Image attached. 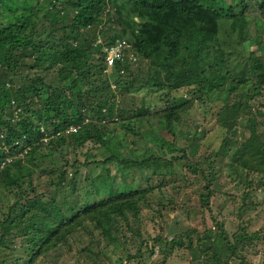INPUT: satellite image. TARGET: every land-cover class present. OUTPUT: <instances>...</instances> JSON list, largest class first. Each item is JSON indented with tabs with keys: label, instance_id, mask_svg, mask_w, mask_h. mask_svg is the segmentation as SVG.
<instances>
[{
	"label": "trees",
	"instance_id": "16d2710c",
	"mask_svg": "<svg viewBox=\"0 0 264 264\" xmlns=\"http://www.w3.org/2000/svg\"><path fill=\"white\" fill-rule=\"evenodd\" d=\"M44 5L47 8L42 10ZM99 24L102 29L97 28ZM38 25L43 27L40 34ZM98 33L105 38L99 45L94 43ZM118 40L130 44L134 59H128L126 53L113 60L112 75L103 77L108 66L103 49ZM263 50L264 0H233L231 5L227 0H0V252L23 250L27 253L25 264H36L47 254L63 257L62 253L74 245L73 236L85 230L99 237L78 248L74 258L80 253L92 254L100 238L123 249V240L137 236L132 222L141 207L151 206L152 199L160 197L167 204L183 202L190 209V192L195 190L201 208L209 209L210 199L219 189L228 198L226 205H235L232 217L238 229L231 240L224 222L217 224L216 240L225 242L229 258L238 256L241 245L264 239L259 232L246 233L242 221L251 210L264 213V138L255 135L254 124H247L264 116L253 108L252 101L264 90ZM136 58L148 63L140 88L161 91L165 98L186 88L191 99L171 96L164 109L150 117L149 110L136 111V116L121 127L138 135L136 125L154 118L172 136L182 114L195 100H202L200 96L225 94V105L214 123L225 130L219 154L235 148L232 166L225 167L218 154L211 161L208 157L203 163L186 165L189 174L180 179L170 172L175 182L170 186L160 182L155 193L150 184L162 160L151 148V153L145 150L150 155L142 161L134 160V153L122 160L115 151L88 160L90 153L95 156L98 150L91 143L106 146L105 126L100 122L120 117L114 107L116 91L127 92L134 82L129 68ZM82 81L88 84L86 91L72 100L70 86ZM236 91L240 92L238 99L227 103L229 93ZM242 121L247 123L239 134ZM71 126L79 128L70 133ZM150 128L147 133L154 134ZM208 130L204 128L200 138L210 133ZM173 144H163L172 153L169 165L180 159L174 157ZM83 146L92 151L85 152L87 160L81 162L78 148ZM17 156L32 170L15 176L12 160ZM8 158L11 160L5 165ZM181 159L189 160L185 155ZM45 161L46 167H40ZM113 163L121 174L137 171L136 179L146 187L129 189L117 182L115 172L107 171L104 177L90 175ZM84 167L89 170L86 176L81 174ZM225 176L233 191H222L224 182L220 179ZM104 178H109V190ZM97 181L103 186H95ZM91 185L94 190L89 189ZM165 187L167 197L161 193ZM65 188L72 191L75 200L67 202L63 196L59 201L58 193ZM44 200L50 204L39 208ZM122 225L126 229L120 238L117 234ZM192 232L187 234L188 248L193 246ZM211 238L207 231L199 233L198 244L204 251L213 247ZM129 246L135 248L134 244ZM183 246L181 240L173 239L162 253L167 257L173 248ZM140 249L141 245L136 255ZM133 257L125 254L128 260Z\"/></svg>",
	"mask_w": 264,
	"mask_h": 264
},
{
	"label": "rangeland",
	"instance_id": "374dc122",
	"mask_svg": "<svg viewBox=\"0 0 264 264\" xmlns=\"http://www.w3.org/2000/svg\"><path fill=\"white\" fill-rule=\"evenodd\" d=\"M227 1L229 5L233 4V0ZM45 8L47 7L44 5L42 10ZM250 14L254 13L250 11ZM256 14L259 15L258 13ZM97 28L102 29V24L97 25ZM42 30V25H38V34L42 33ZM104 39V36L98 33L96 38H94V43L99 45L104 41ZM103 50L106 51L107 47H104ZM94 56L95 58H98L96 54H94ZM127 58L133 59L130 51L127 53ZM130 63L131 67L129 68V75H131V78L134 77L135 80L129 86L127 92H121L120 90L116 91V97L114 99L115 111L118 115L120 112V117L114 116L110 121L104 120L100 122L102 126H105L106 137H104V141L106 146L104 147L91 143L93 147L98 149L96 151V155L99 157L90 153L91 155L88 157V160H92L93 157L98 160L100 159V153L108 156L112 153L111 151H115L119 152L122 160L127 159L132 156V153H134L135 156L133 159L142 161L147 159L150 155L145 154V150L151 153L149 151L151 148L154 150L152 153L157 152L158 156L161 157L160 159L162 160L159 164H157L158 174L153 178V183L150 184L153 186L155 193L160 182H163L165 186H170L173 182H175V177H173L170 172H173L175 176H177V179H180L182 176L189 174L188 169H186V165L194 166V163L197 161L203 163L208 157L211 161L214 159L213 157L218 154L219 157L223 158V165L226 164L225 167L232 166L230 161H232L231 157L235 148L229 150L226 154H219L218 149L223 137L225 136V130L218 127L214 123L215 115L221 107L225 105L223 102L225 94H213L209 98L200 96V98L203 99L200 101L195 100L192 107L182 114L183 119H181V123L178 127L174 129L175 133L172 136L166 130L161 128L159 124H156V120L154 118H151L149 122L139 124V126H137L138 124L136 125V127L139 128V130L136 131L138 135H135L132 131L124 130L121 127L122 124L126 123L127 119H131L136 116V111L143 113L146 110H149L150 117L154 114V112L164 109L165 106L171 103V96L176 98L183 97L191 99V96L189 97L187 94L189 89L186 88L180 89L181 91L177 92V94L173 93L169 96V98H165L161 91L149 88H140L145 77V72L148 68V63L138 58H136V61H132ZM104 71L105 72L102 73L103 77H109L112 75L109 66H107ZM51 77L52 76H49V78ZM120 81L123 82V79H120ZM86 85H88L87 82L82 81L75 86H70L69 91L72 96L71 99L76 100L75 95L85 92L87 87ZM110 87L114 88L113 82H111ZM233 90L238 91L236 88H233ZM87 94H89V92ZM239 94L240 92L229 93L227 103L235 102V100L238 99ZM103 96H106V94H103ZM252 101H254L253 108L260 110L264 115V90L261 96L254 97ZM259 102L262 103L261 107L259 106ZM105 111L103 110V112ZM85 120L87 122L89 119ZM263 121L264 116H259L257 119H254L253 123H247V121L246 123L248 125L254 124L255 135H261L264 138ZM246 123L243 121L239 123V134L242 131L241 128L246 125ZM151 126L154 128V134L147 133L149 132L148 130L151 129ZM78 128L79 126H76V130ZM204 128L209 129L210 133L205 134L204 138H200V132L202 133ZM153 139L155 141H149ZM157 141H162V143L157 146L154 144ZM171 142H174L172 145L173 149H175L174 157L176 156L180 159L172 165H169L167 162L171 160L172 153H168L163 144ZM90 146L91 145L88 147ZM88 147L83 146L82 148H78L80 152L79 160L81 162L87 160V157L84 156L85 152L92 151L91 149H88ZM160 148L162 149L159 150ZM181 150H183L184 153L181 152ZM184 155L189 158L188 162L181 159ZM247 155L249 156L251 154ZM20 159L21 158L17 156L15 160H12L16 164L14 170L15 176H19L20 172H29L32 170L29 166L24 165ZM47 164L48 161H45L40 167L44 168ZM105 169L106 170H102L98 168L97 170L91 171L90 175L94 174V176L99 175L104 177L107 171L109 174H114L115 172V174H117V182H122L121 184L127 186L129 189H133L135 187V190H137L139 188L146 187V184L141 179H136L138 174L137 171L130 169L129 171H126L127 173L121 174L116 163L108 165ZM162 170L163 174L160 175L159 172ZM88 171L89 170L84 167L81 169V174L86 176ZM239 174L241 175L242 173L239 172ZM228 179L229 178L226 176L225 179H220L221 183L224 182L222 191L232 190V185L230 187V184L225 182ZM42 185H45L44 182ZM95 186L100 188L103 184L97 181ZM104 186L106 187V190L110 189L111 185L109 178H104ZM94 188V185L89 187L90 190H94ZM167 188L168 187L163 188L161 192L165 197L168 196ZM64 190L65 191H60V193H58L59 201L63 196L66 198L65 201L67 202L75 200V198H73L74 194H72L71 190L68 188H65ZM219 190H215V194L210 199L209 209L201 208L202 205H200L198 201V190H191L192 192H190V209L186 207L183 202H180L177 205L172 203L167 204L166 201L160 197L156 199L153 198L151 206L148 204L149 206H143L140 208V214L137 220L132 222V226L135 232H137V236L128 240L122 239L126 242L123 249H120L109 239L100 238L99 243L93 247L92 254H88L87 252L83 254L80 253V256L74 258L78 248H85L89 246L99 237L98 233L90 235L91 231L85 230L73 236L71 241L74 245L70 250L62 253L63 257L56 258L53 254H47L45 259L36 264H80L81 262L82 264H223L224 262H228V264H264V239H261L260 241L254 240L253 244L249 246L241 245L238 248V256L236 258L233 256L229 258L225 242L221 241V243H218V240H216V233H218L217 224L224 222V231L230 240L238 229L237 220L232 217L235 205L231 204V207L226 205L228 198ZM234 190H237V188ZM12 202L13 200H10V203ZM49 204L48 200H44L41 202L39 208H46ZM222 205L223 207L221 208L220 206ZM258 210H251L242 217V221L244 223L243 228L248 234L259 232L261 237H263L264 213H260ZM125 229L124 225H122L120 229L121 231L117 234V237L124 234ZM190 230L194 231L190 235L193 242L192 248L187 247L190 240L187 234ZM205 231L209 232V235L212 237L210 244H212L213 247H211L208 251H204L203 246L198 244L199 233L203 234ZM127 235L130 238L132 234ZM156 239H158V241H156ZM173 239L181 240L184 246L181 248H173L172 251L167 254V257H164L162 251L170 246L171 240ZM129 244H134L135 248L133 249L129 246ZM140 245V252L136 255ZM125 254H130L134 257L128 260L125 258ZM194 255H196V257H194ZM26 260L27 253L23 250L18 252L4 250L0 252V264H25Z\"/></svg>",
	"mask_w": 264,
	"mask_h": 264
},
{
	"label": "built area",
	"instance_id": "2783aa9c",
	"mask_svg": "<svg viewBox=\"0 0 264 264\" xmlns=\"http://www.w3.org/2000/svg\"><path fill=\"white\" fill-rule=\"evenodd\" d=\"M129 49V45L125 41H117L116 44L110 47L108 51V62L111 63L115 59H122L126 50ZM70 133L76 131V127L71 126L68 130Z\"/></svg>",
	"mask_w": 264,
	"mask_h": 264
},
{
	"label": "clouds",
	"instance_id": "9594fccd",
	"mask_svg": "<svg viewBox=\"0 0 264 264\" xmlns=\"http://www.w3.org/2000/svg\"><path fill=\"white\" fill-rule=\"evenodd\" d=\"M118 41H125V40H118ZM125 42H126V41H125ZM126 43H127V42H126ZM115 44H116V42H115L113 45H111V46L107 47V50H108L110 47L114 46ZM127 44H128V43H127ZM128 45H129V49H128V50H126V52L124 53V55H123V56H125V54H126V53H128L129 51H130V52H131V54H132V51H131L130 44H128ZM107 50H106V51H104V52L106 53V61H107V65H108V66H109V68H110V67H111V65L113 64V63H112L113 61H112L111 63H109V62H108V58H107V57H108V55H107V54H108V51H107ZM132 58L134 59L133 55H132ZM110 88H111V87H110ZM112 89H114V88H112ZM28 150H29V149H28ZM10 160H11V158H8V159L5 161V165H6V164H8V163L10 162ZM1 167H2V166H1Z\"/></svg>",
	"mask_w": 264,
	"mask_h": 264
}]
</instances>
